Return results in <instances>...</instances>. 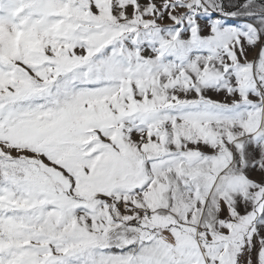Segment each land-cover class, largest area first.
I'll use <instances>...</instances> for the list:
<instances>
[{"label":"snow or ice","instance_id":"snow-or-ice-1","mask_svg":"<svg viewBox=\"0 0 264 264\" xmlns=\"http://www.w3.org/2000/svg\"><path fill=\"white\" fill-rule=\"evenodd\" d=\"M0 264H264V0H0Z\"/></svg>","mask_w":264,"mask_h":264}]
</instances>
